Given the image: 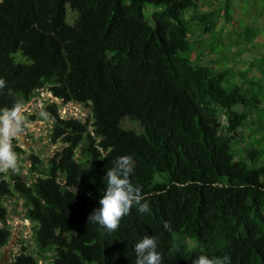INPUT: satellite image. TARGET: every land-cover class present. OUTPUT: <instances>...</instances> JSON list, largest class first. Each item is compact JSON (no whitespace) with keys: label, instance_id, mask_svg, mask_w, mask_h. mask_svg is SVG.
<instances>
[{"label":"trees","instance_id":"1","mask_svg":"<svg viewBox=\"0 0 264 264\" xmlns=\"http://www.w3.org/2000/svg\"><path fill=\"white\" fill-rule=\"evenodd\" d=\"M199 1L0 0V110L47 88L91 112L83 122L49 106L51 137L63 148L47 164L31 157V182L0 172V256L12 238L4 202L19 197L36 225L37 255L22 247L12 264H135L145 235L157 238L162 264L200 255L264 264V167L252 163L263 150L239 157L235 149L261 101L244 88L246 74L240 82L202 64L191 25L213 32L219 12L187 19ZM246 34L257 37L249 27ZM125 119L142 130L124 128ZM120 156L133 158L130 179L149 211L133 206L106 233L87 217Z\"/></svg>","mask_w":264,"mask_h":264},{"label":"rangeland","instance_id":"2","mask_svg":"<svg viewBox=\"0 0 264 264\" xmlns=\"http://www.w3.org/2000/svg\"><path fill=\"white\" fill-rule=\"evenodd\" d=\"M226 5L229 14L225 17ZM217 10L219 17L215 20L216 26L213 32L202 34L200 30L191 25V40L196 42V50L202 51V64L217 63V71L227 70L232 80L244 81V74L248 79L244 88L253 89L258 94L261 104L248 119L245 126L247 140L236 146L239 157H243L245 150L262 151V155L254 157L253 166L264 167V133L259 131L264 125V0H201L197 3V9H189L185 17L190 19L194 15L203 12ZM69 12V11H68ZM152 7L146 8V17L151 21ZM69 17H72L71 11ZM252 29L256 33L255 39L248 41L246 29ZM224 56H227L226 60ZM229 77V78H230ZM55 104L59 114L64 119H79L83 122L91 117V112L83 105L69 103L56 99L49 89L37 92L26 104L28 110L22 114L21 122L23 133L11 139L13 151L19 148L17 154V167L4 173L9 178L12 175H20L25 181L35 179L32 173L31 157L37 156L47 164L48 160L63 148V144L52 140L53 121L47 108ZM47 113V119L40 117L39 113ZM123 126L140 132L141 126L131 119H125ZM235 147V146H234ZM4 205L8 210V227L12 232L9 245L4 248L0 256V264H12L14 259L26 247L29 253L37 255L34 241L36 225L26 215V206L19 197H11L5 200ZM260 222L264 224V210H262ZM38 264H51L50 259L38 258Z\"/></svg>","mask_w":264,"mask_h":264},{"label":"clouds","instance_id":"3","mask_svg":"<svg viewBox=\"0 0 264 264\" xmlns=\"http://www.w3.org/2000/svg\"><path fill=\"white\" fill-rule=\"evenodd\" d=\"M6 82L0 78V90ZM28 110V105L15 103L10 109L0 110V172L15 170L17 167V154L13 151L11 139L21 135L22 114ZM40 117L47 119V113H39ZM134 174V161L131 156H120L112 161V167L106 170V186L104 193L98 200V206L91 211L87 222L97 225L106 233L117 229L122 217L127 216L133 206L138 213L149 211V204L144 199L138 185L132 183L130 177ZM164 227L170 230L168 222ZM136 254L135 264H162V255L158 251V241L155 236L145 235L134 245ZM225 256L220 264H227ZM192 264H216L214 259L200 255Z\"/></svg>","mask_w":264,"mask_h":264}]
</instances>
